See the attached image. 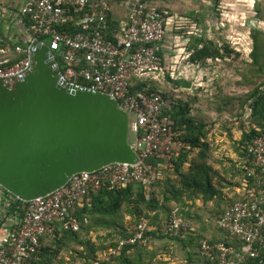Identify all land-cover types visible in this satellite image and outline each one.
Wrapping results in <instances>:
<instances>
[{
  "label": "built area",
  "instance_id": "2783aa9c",
  "mask_svg": "<svg viewBox=\"0 0 264 264\" xmlns=\"http://www.w3.org/2000/svg\"><path fill=\"white\" fill-rule=\"evenodd\" d=\"M153 1L24 0L20 14L25 21V46L0 37V80L4 84L12 87L25 80L33 68L34 44L47 46L63 88L100 92L127 113L129 130L135 137L130 145L138 159L135 164H110L95 172L77 174L56 192L24 202L22 216L8 215L10 196L0 187V264H37L41 239L55 235L59 226L65 232H79L80 212L91 207L104 188L117 191L132 183L152 186L185 147L175 122L166 116L173 111L175 100L147 89L133 90L135 79L156 75L161 44L173 28H181L175 26L176 20L168 10ZM116 3L129 15L118 34L112 32L109 22ZM76 17H80L78 32L60 29ZM248 154L245 168L260 182L247 189L219 220L220 228L242 247L237 250L204 242L201 254L211 264H264V131L249 145ZM147 228L148 221L141 220L136 232L101 260L111 259L127 246L150 245L153 236L147 234ZM189 229L174 211L164 233L184 238Z\"/></svg>",
  "mask_w": 264,
  "mask_h": 264
},
{
  "label": "trees",
  "instance_id": "16d2710c",
  "mask_svg": "<svg viewBox=\"0 0 264 264\" xmlns=\"http://www.w3.org/2000/svg\"><path fill=\"white\" fill-rule=\"evenodd\" d=\"M156 1H153L154 5ZM198 1L209 5V0ZM210 1L213 2L215 11L221 8L222 0ZM159 8L168 10L173 16L170 9L162 6ZM79 21L80 17H76L75 21L60 29L76 33L81 29L78 25ZM128 21V11L120 3H116L109 18L112 32L115 34L122 32L123 25ZM196 26L200 27V24ZM180 30L176 33L184 34L182 28ZM189 33L191 34L187 32L185 36L190 35ZM187 39H189V44L186 46L189 55L187 63L192 66L205 67L210 61H227L239 56L230 43L225 40L215 41L203 32L201 35L192 34ZM251 39L253 42L249 56L251 68L257 76H264V32L253 28ZM17 44L25 46L23 42ZM163 44L159 53L161 61L158 72L155 76L135 79L133 90L147 89L161 94L166 99L175 100L173 111L166 116L175 122V130L185 147L175 154L171 167L165 169L161 178L152 186L132 183L117 191L104 188L95 196L93 205L84 207L80 212L79 232H65L59 226L55 235L41 239L37 264H59L62 261L59 257L64 253H70L74 256V260H84L85 264H172L169 256H165L164 261L156 262L159 254L152 251L150 245L139 244L125 247L111 259L101 260L107 252L118 248L121 240L132 236L143 219L148 221V235L153 236L155 240L172 242L179 246L184 253L180 264H211L209 259L201 254V246L204 242L211 245L225 244L237 250L242 247L236 239L220 228L219 220L233 203L243 197L247 189L258 186L260 182L256 176H249L245 167L248 165L249 145L264 131V82L256 84L247 92L244 103L240 102L242 109L247 106L251 129L242 132L236 148L240 159L233 162L228 156L223 158L219 154L222 145H216L214 140L209 139L206 121L195 116L197 113L193 106L195 100L185 101L179 94L172 95L160 88L161 83L156 77L166 72L172 75V79L171 76H167L170 82L179 87L182 83L174 78L172 70L167 67L168 59L164 53L167 47ZM224 100L225 102L218 106L216 112L220 115L232 114L235 102L239 100L235 97ZM234 186H238L241 190H235ZM3 191L10 196L11 206L8 215L22 216V208L26 203L6 190ZM233 194L234 199L231 198ZM174 211H177L178 216L190 227L184 238L161 232L160 216L164 215V218L168 219ZM85 219L88 220L87 223ZM133 221L138 223L134 224ZM97 231L100 232L97 234L98 240H101V234L105 233L104 239L109 240V245L102 246L93 240L92 236Z\"/></svg>",
  "mask_w": 264,
  "mask_h": 264
},
{
  "label": "water",
  "instance_id": "95a60500",
  "mask_svg": "<svg viewBox=\"0 0 264 264\" xmlns=\"http://www.w3.org/2000/svg\"><path fill=\"white\" fill-rule=\"evenodd\" d=\"M34 46L25 80L12 87L0 80V187L23 202L56 192L77 174L138 161L127 113L100 92L63 88L49 48Z\"/></svg>",
  "mask_w": 264,
  "mask_h": 264
},
{
  "label": "rangeland",
  "instance_id": "374dc122",
  "mask_svg": "<svg viewBox=\"0 0 264 264\" xmlns=\"http://www.w3.org/2000/svg\"><path fill=\"white\" fill-rule=\"evenodd\" d=\"M208 2L209 5L198 0H157L155 2L156 6L171 10L176 20L175 26L179 25L184 32V34L176 33L180 28L178 30L173 28L163 44L167 47L164 52L168 59L167 67L172 70L171 73L174 74L176 80L182 81L181 87L167 79L168 75L172 79L169 72L164 75L159 74L156 79L160 81V88L163 91L172 95L179 94L181 99L188 102L195 100L193 105L197 112L195 116L206 121L209 128V139L214 140L216 145L227 147L226 151H219L222 155H225L224 153L237 155L236 148L241 140L242 132L251 129L248 115L245 117L248 113L247 106L242 109L240 102L244 103L247 92L252 90L256 84L264 82V76L259 74L257 76L251 68L249 58L253 48L251 39L253 28L264 32V0H222L220 11L219 9L215 11L212 1ZM258 11H260V16H258ZM195 22L200 24L199 28ZM187 32H191L190 35H201L203 32L215 41L225 40L232 45L239 56L227 61H210L205 67L192 66L187 63L189 57L186 50L189 44L187 37L190 36H185ZM184 81L192 83L191 89L182 88ZM228 97H235L239 100L235 102L233 113L218 114L216 112L218 106L225 102L224 98ZM133 120L131 116L130 121ZM128 138L132 145L135 137L130 130ZM225 140L230 141V144L224 145ZM195 155L196 153L193 154ZM231 198H235L234 194ZM198 204L202 205L201 202ZM160 218L162 219L161 232L164 233L169 218H164V215ZM133 223L138 222L133 221ZM98 233L100 232L97 231L92 236L93 240L102 246L109 245V240L104 239L105 233L101 234V240L97 238ZM149 247L159 254L156 262L164 261L165 256H169L172 264H180L183 260L184 253L176 243L158 241L153 238ZM59 258H62L59 264H85L84 260H74V256L70 253H64Z\"/></svg>",
  "mask_w": 264,
  "mask_h": 264
},
{
  "label": "crops",
  "instance_id": "0c3cea01",
  "mask_svg": "<svg viewBox=\"0 0 264 264\" xmlns=\"http://www.w3.org/2000/svg\"><path fill=\"white\" fill-rule=\"evenodd\" d=\"M24 4V0H0V37L4 40H10L14 43L18 42H24L26 37L25 32V21L24 18L20 14V10ZM248 113L245 114V117H247ZM235 122V119H234ZM234 125H236L234 123ZM237 136V134H236ZM226 143V144H225ZM230 141L224 142V145H229ZM227 147L222 146L219 150L220 152L222 150L226 151ZM226 149V150H225ZM219 152L220 155H222ZM222 156H228L231 161L237 162L238 160L234 157L240 159L237 155H232L231 153ZM232 155V156H231ZM234 189L237 191H240L241 189L238 186H234ZM1 209V206H0ZM7 230H3V233H6Z\"/></svg>",
  "mask_w": 264,
  "mask_h": 264
}]
</instances>
